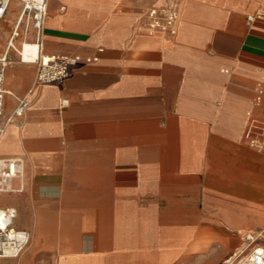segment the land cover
Instances as JSON below:
<instances>
[{
	"label": "crops",
	"instance_id": "0c3cea01",
	"mask_svg": "<svg viewBox=\"0 0 264 264\" xmlns=\"http://www.w3.org/2000/svg\"><path fill=\"white\" fill-rule=\"evenodd\" d=\"M169 1L180 3L177 33L143 31L146 9ZM262 9L264 0H49L43 52L99 60L34 86L35 65L5 51L4 119L17 98L28 106L0 142L1 157L24 160L13 180L22 189L0 194V207L16 208L29 242L0 264H175L177 251L199 250L219 259L227 231L262 227L264 153L245 135L250 116L264 124V100L253 103L264 19L247 21ZM19 14L13 1L0 52ZM241 205L246 219L234 213Z\"/></svg>",
	"mask_w": 264,
	"mask_h": 264
},
{
	"label": "built area",
	"instance_id": "2783aa9c",
	"mask_svg": "<svg viewBox=\"0 0 264 264\" xmlns=\"http://www.w3.org/2000/svg\"><path fill=\"white\" fill-rule=\"evenodd\" d=\"M13 1L19 2L20 14L8 48L13 47L20 55V51L16 50L12 42L19 35L18 28L21 24L24 25V37H27L31 32L34 34V42L40 46L39 55L28 62L34 64L36 68L34 86L59 84L69 78L77 66L99 60L98 56H82L79 53L61 55L44 53L43 36L49 0H0V20L5 16ZM179 17L180 3L177 1H169L165 6H150L146 9L145 20L141 29L149 34L175 35L178 30ZM263 19L264 9L249 14L247 17L250 24ZM21 60L24 61L23 58ZM9 62L7 52L0 55V139L6 132L7 126L10 123H15L17 118L23 116L28 106L26 98H17L18 103L13 112L4 119L3 100L6 93L4 80ZM259 71L262 79L254 87L253 99V103L257 106L264 100V67H260ZM68 105V99H61V107ZM245 135L250 146L260 152L264 151V124L262 122L250 116ZM23 173L24 160L22 158L0 156V194L21 190L22 187H13V180L22 178ZM16 216V208L12 206L0 207V256H17L29 242L28 232L14 227ZM258 237L252 232H246L241 237V244L221 264H264V244L257 242Z\"/></svg>",
	"mask_w": 264,
	"mask_h": 264
},
{
	"label": "rangeland",
	"instance_id": "374dc122",
	"mask_svg": "<svg viewBox=\"0 0 264 264\" xmlns=\"http://www.w3.org/2000/svg\"><path fill=\"white\" fill-rule=\"evenodd\" d=\"M1 23V22H0ZM16 24L14 23L12 25L11 28V32L8 34V38L6 43L4 44V47L2 49V51L0 52V54L4 53L5 51H9L10 53H17V51H15L13 49V47L8 48L9 46V41H10V37H11V33L12 31L15 29ZM18 32L19 35L15 37V39L13 40L14 46L16 47V50L19 51V49L21 48V43L25 40L28 41H33L29 38V35L27 37H24V25L21 24L18 28ZM34 42V41H33ZM1 142V141H0ZM262 153H264V151H262ZM248 208L246 206L241 205L240 208H238L234 213L235 215H238L240 217H242L243 219L248 218V212H247ZM260 218V216H259ZM263 218H260V220L262 221ZM264 225L261 227L260 225L258 226H253V227H249L246 228L245 231L246 232H252L254 233V235H256L258 237L257 242L264 244V238L262 236H260V232L263 231ZM239 232H242L241 235H237L234 234L233 232H228L227 234V246L225 249V253L224 255L221 256V258H217V252H215L214 250H211L210 253L209 252H203L202 250L200 251H196L194 252L192 255L190 256H183V255H178V251L176 252L175 256H174V263L175 264H221L222 260L226 257H228L234 250L235 247L239 246L242 242L241 237L242 235H244L246 232H243V230L241 228L238 229ZM211 236L213 237L212 242L214 243V239L215 242L218 241V237L219 235L217 233H212ZM213 245V244H212ZM215 245H218L217 243H215Z\"/></svg>",
	"mask_w": 264,
	"mask_h": 264
},
{
	"label": "bare ground",
	"instance_id": "6f19581e",
	"mask_svg": "<svg viewBox=\"0 0 264 264\" xmlns=\"http://www.w3.org/2000/svg\"><path fill=\"white\" fill-rule=\"evenodd\" d=\"M12 45H14L13 42H12ZM19 50L23 54V60L25 62H30L31 60L36 58L40 53L39 52V45L37 43H31L28 40L24 41L21 44V48ZM1 139H0V141H1ZM13 236L16 237V235H13ZM260 236H262L264 238V228H263V231L260 232Z\"/></svg>",
	"mask_w": 264,
	"mask_h": 264
}]
</instances>
